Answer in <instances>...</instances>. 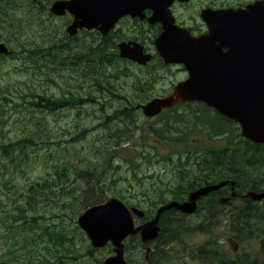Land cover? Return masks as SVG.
<instances>
[{"label": "rangeland", "instance_id": "rangeland-1", "mask_svg": "<svg viewBox=\"0 0 264 264\" xmlns=\"http://www.w3.org/2000/svg\"><path fill=\"white\" fill-rule=\"evenodd\" d=\"M12 1L6 16L8 24L5 25V19L0 20V41L7 42L14 52V56L9 52L0 56V146L11 145L0 150V181L6 178L19 187V206L29 203L27 208L42 216L41 222H50L51 226H58L59 232L68 234L72 241L70 249L81 255L77 264H84L83 260L102 263L112 250L110 244L101 249L90 246L86 234L76 224L80 213L116 197L152 217L158 206L181 196L183 189L192 185L199 168H205L198 164L212 149L232 148L234 144L239 158L246 163L244 174L238 171L244 180L242 186L264 191V150L260 152L252 143L253 148L242 144L247 141L234 120L216 117L213 110L196 102L167 107L153 116H146L136 108L154 97L168 95L172 86L186 77L181 65L159 63L154 44L147 42L148 52L142 47V52L155 56L156 60L144 67L119 57L105 59V65L88 67L84 63L69 65L57 54L37 56V49L44 50L47 47L43 46L59 43L60 39L69 41L68 56H84L85 48L100 42L99 34L82 32L65 40L67 18L48 14L54 0ZM252 1L193 0L177 12L194 14L198 7H231ZM119 26L120 29L116 27L111 32L113 42L134 34L133 41L142 43L136 37L141 31L132 30L131 24L123 22ZM95 75L100 81L95 82L96 87H90ZM77 95L79 100L65 102L67 96ZM39 96L63 102L49 109L35 107L32 103ZM17 148L19 163H8L1 152ZM226 155L222 154V158ZM36 183L39 190L32 193L27 203V192ZM185 197L182 195L178 200ZM243 205L233 202L223 211V217L233 207ZM256 206L264 212V202ZM200 211L183 219H169L176 224L168 229H180L182 233L177 240L166 234L167 237L163 235L152 243L151 246L163 245L165 260L162 258L161 264H178L180 260L183 264H211L209 258L213 256L193 258L191 253L215 238L225 249L221 255L233 264L264 263V219L254 222L255 233L247 239V235L225 221L209 233L191 231L203 219ZM147 216L136 219L137 224ZM235 235L240 245L233 252V241L229 239ZM21 240L19 236L20 247ZM140 246L125 248L126 257L135 264H144L143 253L132 251L142 252ZM181 246L191 249L190 253ZM89 250H93L90 257L86 256Z\"/></svg>", "mask_w": 264, "mask_h": 264}, {"label": "water", "instance_id": "water-1", "mask_svg": "<svg viewBox=\"0 0 264 264\" xmlns=\"http://www.w3.org/2000/svg\"><path fill=\"white\" fill-rule=\"evenodd\" d=\"M172 1L69 0L54 2L50 11L63 15L67 10L74 16L73 23L67 28V32L73 35L77 28L97 26L105 34L121 15H139L150 8L152 17L149 21L162 24V32L154 41L159 56L164 63L182 64L188 77L176 84L167 97L155 98L141 106L143 114L153 116L162 108L202 102L239 123L241 135L247 141L264 144V0L248 6L247 10H202L200 16L208 33L198 37L190 36L188 31L173 24L167 9ZM118 49L121 57L139 64L151 59L150 55L142 53L141 46L134 43H121ZM6 52L5 46L0 44V53ZM225 184L221 182L197 189L181 203L168 202L156 210L151 220L136 227L132 214L142 218L144 213L133 207L129 209L116 198H108L104 203L86 209L78 216L77 224L86 233L92 247L102 248L108 242L114 247L113 255L103 264H126L123 241L129 235L139 234L143 243L155 239L163 212L175 209L190 214L195 211L200 196ZM243 197L260 201L264 199V193L248 191ZM228 200L221 198L219 202ZM236 246L234 243L232 249L235 250Z\"/></svg>", "mask_w": 264, "mask_h": 264}, {"label": "trees", "instance_id": "trees-1", "mask_svg": "<svg viewBox=\"0 0 264 264\" xmlns=\"http://www.w3.org/2000/svg\"><path fill=\"white\" fill-rule=\"evenodd\" d=\"M4 3L5 6L4 9L1 8V14L5 17L11 8L12 2L10 0H5ZM64 38L65 40L70 39L67 36ZM59 41V43H55L54 45L43 46L44 48L47 47L44 50L37 49L35 54H37V56H54L57 54L62 58L63 62L66 61L69 65L72 64L75 66V64L84 63V65L88 67L105 65V59L116 58L113 49L110 50L109 46L105 44L103 46L99 43L95 46L90 45L87 49L85 48L84 56H68L66 47H70L69 41L63 42V39H60ZM35 61L37 60H33V62ZM91 80L94 83L93 85L90 84V87H96L95 82H99L100 77L95 75L93 78H91ZM40 97L41 96H39L37 100L32 103V105L39 108L49 109L50 107L52 108L60 106V103L63 102V100H57L54 98H44L45 100H43ZM77 99H80L78 95L75 97L72 96V98L67 97V101L65 102H74ZM233 136H235V134ZM241 143L252 148L254 147L251 143L249 144L245 141ZM14 145L16 147L19 146V142L14 143ZM8 146L11 147V145L0 146V150H5L8 148ZM258 148L260 152L264 150V146ZM237 150L238 149L234 147V144L232 148H230V146H226L221 149L210 150V155L203 161L201 158L202 162L198 164V166L205 168H199V172L195 174L192 185H188L186 188H184L182 193H186L187 191H190V189L195 185H198L200 176L210 177L215 181L232 178L233 180L238 181V188L245 189V187L242 186L243 179H241L239 176H241L240 173L244 174L246 163L239 158ZM22 154H24V152H22ZM222 154L228 155H226L225 158H222ZM1 155L5 157L6 161L10 164L19 163V148L12 149L8 153L1 152ZM219 159L221 160V163L219 162ZM228 166L233 168L230 169ZM221 168L224 170L218 172ZM239 170H241L240 173L238 172ZM38 187L39 185L37 183L35 188L30 187L25 197V201L27 203L29 199H32V193L36 190H39ZM248 190H256V188L249 187ZM5 197L6 200L4 201ZM176 198L177 195L173 197V199ZM5 202L8 204H4ZM243 203L244 205L242 207H233L230 215L226 217L222 216L221 209H223V207L216 204V202L212 203L211 205L209 204L208 206H203L202 209L200 208V212L203 213L201 216V218H203L201 221L202 224H197V226H195L191 231L208 232V230L211 228L215 227V229H217L218 225L221 224L222 221H225L227 225L231 224V228L236 231L240 230V233L247 235V239H249L252 237V233H255V230L253 229L254 222H261L264 219V212L262 207H260L259 210L256 205L248 200L244 201ZM28 205L29 203L26 206H19V187H17L16 184L11 183L6 178L0 181V264H77V260L81 258V255L78 254L76 250L70 249L72 247V241L68 237V234L65 231L59 232L57 230L58 226H51L50 222H41V219H43L41 218L42 216L39 214L37 215L34 209L31 207V210H29L27 208ZM144 213L147 216L145 211ZM170 218H175L178 220L183 219L184 216L174 214V212L163 214L160 218L161 233L157 241L162 239L161 236L163 235L164 237H167L166 234H168L169 238L177 240V235L182 233L180 229H168V226L176 224V222L169 220ZM204 222L208 223L203 225ZM190 229L191 228H186L184 230ZM19 236L22 239L21 247L19 246ZM234 237L236 238L237 235ZM137 240L138 239L131 237L128 239L125 246H130L132 248V244L137 243ZM162 247L163 245L160 247L154 246V252L150 253V261L152 264H161L163 260L162 258L165 260V252ZM181 248L183 250L184 246H181ZM187 249L190 253L191 249ZM221 250H225L224 247L222 244L218 243L217 239H214L206 245L197 246L194 248L191 254H194L192 255L193 258L200 257L202 259H208L211 255L213 256L209 258V262H211V264H233L232 262L228 261L226 257L221 255ZM92 251L93 250H89L86 256L90 257ZM83 263L102 264L100 261L88 263L85 260H83Z\"/></svg>", "mask_w": 264, "mask_h": 264}, {"label": "flooded vegetation", "instance_id": "flooded-vegetation-1", "mask_svg": "<svg viewBox=\"0 0 264 264\" xmlns=\"http://www.w3.org/2000/svg\"><path fill=\"white\" fill-rule=\"evenodd\" d=\"M56 1V0H55ZM193 0H188L187 2H177V1H173V3L170 5L169 10H170V17L172 18V20L174 21L175 25L181 27V28H186L193 36H198L200 34H203L206 32V26L203 23V21L200 19V11L202 9H222V8H245L248 4L250 3H245V4H237V6H228V7H220V8H213L209 5L207 6H203V7H198L196 12L194 14H189L188 12H177V9L182 10L183 7L188 6L190 3H192ZM256 1V0H254ZM252 1V2H254ZM182 13H187V14H182ZM152 14V10L150 8H146L144 9L143 13L141 14L142 16H130L128 14H124L121 15L120 17H118V19L116 20V25L115 27L108 31L105 35L101 34L98 30H96V34H99V38H100V42H108V40L113 42L112 36H111V32L114 31V29L117 27L118 29H120V24L123 22V24H131L132 26V30H138L141 31L138 35H136V37H138L139 39L142 40V43L133 41L134 40V34L131 37H127L124 38L125 36L119 37L118 41L120 42H113L116 45L119 43H130V44H138L140 46L143 47V51L144 52H148L149 50L146 49L148 43H152L154 44V40L157 38L158 34L161 32V24L159 23H149L148 18L151 16ZM65 16H68V14H65ZM71 19V18H70ZM68 23H66L67 25ZM65 25V26H66ZM135 25H138V27H135ZM141 25V28H139V26ZM140 40V41H141ZM148 42V43H147ZM152 61H156L155 60V56L152 55ZM146 66V65H145ZM212 183H215L214 179H211L210 177H199V183L198 185H196L195 187L191 188L190 190H196L199 189L201 187H207L209 185H211ZM227 188V189H225ZM223 187V189H218L215 191H210L205 195L200 196V198L197 200V206L198 209L195 213H197L198 211H200L202 209L203 206H208L209 204L211 205L212 203H215L213 201H216L219 197L221 196H228L230 195V187ZM237 189V188H236ZM188 195V193H187ZM234 199H240V200H244L241 199L238 195L236 197H234ZM201 208V209H200ZM224 209H221V212L223 213ZM194 213V214H195ZM174 214L180 215V216H184V214H179L177 212H174ZM206 223L208 222H204L203 225H206ZM157 240V239H156ZM136 245V243H135ZM146 248H149L150 250H146L144 259H145V263L146 264H152L150 261V253L154 252V249L150 248V244H148ZM130 262V260H128Z\"/></svg>", "mask_w": 264, "mask_h": 264}, {"label": "bare ground", "instance_id": "bare-ground-1", "mask_svg": "<svg viewBox=\"0 0 264 264\" xmlns=\"http://www.w3.org/2000/svg\"><path fill=\"white\" fill-rule=\"evenodd\" d=\"M117 19H118V18H117ZM117 19H116V20H117ZM115 22H116V21H115Z\"/></svg>", "mask_w": 264, "mask_h": 264}]
</instances>
